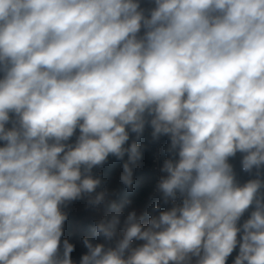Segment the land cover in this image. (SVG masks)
Returning <instances> with one entry per match:
<instances>
[{"label":"clouds","instance_id":"1","mask_svg":"<svg viewBox=\"0 0 264 264\" xmlns=\"http://www.w3.org/2000/svg\"><path fill=\"white\" fill-rule=\"evenodd\" d=\"M146 128L159 202L125 216ZM77 200L79 264H264V0H0V264H75Z\"/></svg>","mask_w":264,"mask_h":264},{"label":"trees","instance_id":"2","mask_svg":"<svg viewBox=\"0 0 264 264\" xmlns=\"http://www.w3.org/2000/svg\"><path fill=\"white\" fill-rule=\"evenodd\" d=\"M145 8L150 6H144ZM150 136H151V129L146 128L143 136L138 141L143 146V156L149 152V145H150ZM135 135L131 134V139H134ZM159 141L162 144L163 148V160L168 158V153L166 152V148L168 147L169 140L167 137H161ZM142 156V160L139 162L140 167L138 170H134V184L132 186V189L129 190L125 188L123 185H120L117 191V194L113 197V199L117 203H123L125 201H130V205H125L124 208V215L126 216L128 211L131 207H135L137 209H143V210H151L152 206L159 202V197H156L152 193V186L149 183L144 184H138L137 179L139 176L142 175V169L145 166L146 161H144ZM127 159V156H125V160ZM240 154H237L235 158L231 159V163L234 166V169L237 173V179L243 183L246 180L253 178L250 174L245 173L241 170L240 167ZM123 161L116 159L115 157H109L108 162L103 165V167L99 169H94L93 172L96 175H100L103 184L102 188H113L116 186L117 177L121 171ZM148 163L146 164V166ZM100 189H98L99 191ZM168 207L167 205H162V210L164 208ZM99 209H101V213L103 215V206H101ZM64 211L68 214V219L65 222L64 225V233H63V239H68L70 243L75 245V250L71 254L72 260L75 262V264H79L80 258L83 254L87 252V249L82 243V239L85 236L91 237V229L94 226L95 222L94 220L90 219L88 217L90 208L86 207V201L85 200H77L71 202ZM251 211V209L249 210ZM249 213H245V216L242 217L241 223L244 219H247ZM123 221V217H122ZM94 243H101L104 242L102 238L95 239L93 241ZM139 243V242H136ZM238 253V248L234 250L231 256L227 259L226 264H233V260L235 256Z\"/></svg>","mask_w":264,"mask_h":264},{"label":"built area","instance_id":"3","mask_svg":"<svg viewBox=\"0 0 264 264\" xmlns=\"http://www.w3.org/2000/svg\"><path fill=\"white\" fill-rule=\"evenodd\" d=\"M141 4L144 6H151V0H141ZM162 160H163V148L161 142L154 141V147L153 152L151 155V160L148 165V169L151 172L152 175V193L154 196L159 197L158 194L155 192V186L157 184V181L159 180L160 176L163 175L161 173L160 168L162 166Z\"/></svg>","mask_w":264,"mask_h":264},{"label":"rangeland","instance_id":"4","mask_svg":"<svg viewBox=\"0 0 264 264\" xmlns=\"http://www.w3.org/2000/svg\"><path fill=\"white\" fill-rule=\"evenodd\" d=\"M144 6L142 5V7H144ZM153 147H154V141L152 140V137L150 136L149 152L143 156V159H144V161H146V163H145L144 168L142 169V175L139 176V178L137 179L138 184L149 183L152 186V175L148 169V165H149V162L151 160ZM147 163H148V165L146 166ZM89 208H90V211H89L90 213H89L88 217L90 219L94 220V222H96L102 216L101 209H94L91 207H89Z\"/></svg>","mask_w":264,"mask_h":264}]
</instances>
